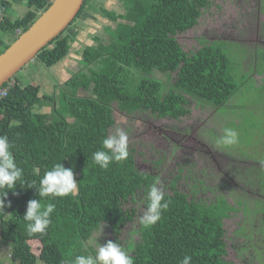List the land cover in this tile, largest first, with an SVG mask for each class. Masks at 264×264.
<instances>
[{"label": "trees", "instance_id": "1", "mask_svg": "<svg viewBox=\"0 0 264 264\" xmlns=\"http://www.w3.org/2000/svg\"><path fill=\"white\" fill-rule=\"evenodd\" d=\"M121 1L122 13L97 6L100 15L115 23L105 27L108 42L93 36L94 44L81 50L83 69L65 81L56 94H40V85L23 83L16 75L13 85H2L9 87L0 97V136H7L13 145L11 151L23 169L25 183L18 182L8 192L5 202L9 206L0 211V255L2 242L9 245V259L0 258V264H73L77 255L95 256L97 251L89 240L102 224L118 235L133 220L134 207L125 209V202H141L146 210L152 176L137 170L133 150L127 149V158L112 162L107 170L93 160L113 124V102L122 111L150 110L158 117L179 120L190 113L191 101L223 112L236 97L240 102L228 109L237 111L238 117L253 114L245 109L252 105L246 99H254L255 91L264 85H253L252 69L243 72L239 56L229 52V43L210 41L194 52H185L177 41L178 33L197 24L210 0ZM22 3H26V12L12 19V6ZM88 3L84 1L72 23L41 49L34 61L50 67L68 54L77 34L73 23L91 17L86 11ZM50 4L51 0H0V30L11 35L9 42L0 40V53ZM251 66L253 71L264 72V49L257 51ZM153 72L166 75L168 83L155 78ZM80 89L89 95H79ZM46 107L48 112L40 111ZM247 122L237 124L242 132L252 125L251 120ZM255 125L254 129L259 128L255 143L264 148V128ZM261 155L264 150L246 158L255 160ZM57 163L71 167L78 175V191L65 197H40L27 185L38 188L45 172ZM248 169L264 188V168L249 165ZM217 196L205 203L175 188L165 193L169 206L160 220L147 228L138 223L139 239L132 243L130 255L134 264H180L185 255L191 256V264H232L225 258L223 219L236 208L223 194ZM32 199L55 205L44 235L27 231L23 215ZM237 203L247 223L244 221L236 234L246 240L241 250L253 255L256 246L264 244V205L258 203L251 211L246 202L242 207L240 200ZM257 219L262 224L255 227Z\"/></svg>", "mask_w": 264, "mask_h": 264}, {"label": "rangeland", "instance_id": "2", "mask_svg": "<svg viewBox=\"0 0 264 264\" xmlns=\"http://www.w3.org/2000/svg\"><path fill=\"white\" fill-rule=\"evenodd\" d=\"M264 0H210L208 8L202 10L197 24L191 29L178 33L177 41L185 52H194L206 42L224 41L229 43L231 50H236L238 54L240 48L248 50L249 57L243 61V72L252 69L251 78L253 85H264V72L253 71L252 56L257 48L264 49ZM101 5L108 10H119V0H89L86 11L91 15L87 19H78L74 25L78 28L79 40L77 50L80 51L84 45H91L92 36H99L107 40L103 29L105 25H113L107 18L102 17L97 12V6ZM12 19L22 17L27 10L26 3L12 6ZM11 35L0 30V40L9 42ZM206 39V40H203ZM80 42V43H79ZM237 48L234 47L236 44ZM74 47V46H73ZM76 49V47H74ZM251 54V55H250ZM72 60L63 64V75H53L61 63L52 67H44L38 61H31L15 75L23 83L33 82L40 84V93L54 92L56 86L62 84L72 72L80 70L82 67L78 63V58L72 56ZM256 61V59H255ZM56 66H58L56 68ZM53 75V76H52ZM153 76L168 83L167 76L159 72H153ZM249 87V85H246ZM242 96V95H241ZM240 96V97H241ZM264 87L255 91V98H247L248 104L245 109L250 112L237 116V111L230 110L232 104L240 102L236 97L227 103L223 112L210 106L200 105L194 101L190 102V113L179 120L170 118L159 119L148 116L146 113H135L125 115L116 110V104L112 105V115L115 118L114 126L109 130L113 135L117 130H122L127 135L128 147L134 150V157L137 169L141 172L150 173L156 177L154 185L161 188L164 193H171V183L177 179L176 189L184 192L189 198H194L200 202H213L218 194L226 196L227 203L236 208V211L229 213V217L223 220L225 230L226 259L232 264H249L247 256H242L236 252L237 246L246 240H241L243 236L237 235L238 227L242 224L245 215L239 211L240 206L237 201L247 199V194H251L245 186V181H241V176L230 181L229 184L225 173L227 168L242 170L253 164V161L264 162V158L248 159L246 156L255 155L264 150L262 145L256 144L259 128H264ZM256 99V100H255ZM258 105V106H257ZM48 107L42 108L41 112H48ZM249 118V119H248ZM248 121V125L240 130L239 122ZM247 122V123H248ZM232 123H234L232 125ZM248 123V124H249ZM251 126V127H249ZM254 126V127H252ZM230 128L238 133L242 138L237 139V143L231 146H221L218 139L224 135V129ZM253 128V129H250ZM250 129V130H248ZM253 135V137H252ZM258 138V137H257ZM233 150H230L231 148ZM237 149V150H236ZM262 156V155H261ZM162 159L161 162H158ZM246 160V161H245ZM223 165V166H222ZM264 175V171L262 172ZM257 178L254 174L252 175ZM240 181V182H239ZM247 193V194H245ZM251 197V196H250ZM125 209L134 207L135 218L128 222L121 229L118 235L110 232L106 224H102L91 236L89 244L98 251L99 245H104L111 240L121 246L128 254H131L132 243L138 241L137 233L138 221L145 212L141 202L132 204L131 201L123 204ZM254 208V207H253ZM246 213V212H244ZM117 237L116 239L114 238ZM260 242V241H259ZM258 242V243H259ZM256 246L253 251L257 257L261 251V245ZM1 260L9 259L7 245L2 243ZM246 246V245H245ZM263 260V259H262Z\"/></svg>", "mask_w": 264, "mask_h": 264}, {"label": "clouds", "instance_id": "3", "mask_svg": "<svg viewBox=\"0 0 264 264\" xmlns=\"http://www.w3.org/2000/svg\"><path fill=\"white\" fill-rule=\"evenodd\" d=\"M19 123V122H17ZM127 135L122 130H117L113 135L108 136L102 142V149L93 153V160L101 169L107 170L112 162L124 161L128 156ZM238 133L230 128L224 129V135L217 143L227 147L237 143ZM13 145L7 136H0V211L8 207L6 198L9 191L18 185L24 184L23 169L18 167L12 154ZM75 173L71 167H64L57 163L45 172L39 181V187L34 184L27 185L34 187L40 197H65L78 191V182L74 179ZM13 194L16 193L13 191ZM148 205L140 218L144 227L154 225L161 218V213L167 210L169 201L165 200L161 188L153 185L148 193ZM55 205L52 203L42 204L39 199H32L27 202L26 212L23 219L27 222L28 233L41 235L51 224V214ZM191 256L185 255L180 264H191ZM73 264H134V258L130 256L121 246L111 240L104 245H99L95 256L77 255Z\"/></svg>", "mask_w": 264, "mask_h": 264}, {"label": "water", "instance_id": "4", "mask_svg": "<svg viewBox=\"0 0 264 264\" xmlns=\"http://www.w3.org/2000/svg\"><path fill=\"white\" fill-rule=\"evenodd\" d=\"M85 0H51L28 29L0 53V87L33 61L38 52L59 36L76 18Z\"/></svg>", "mask_w": 264, "mask_h": 264}, {"label": "flooded vegetation", "instance_id": "5", "mask_svg": "<svg viewBox=\"0 0 264 264\" xmlns=\"http://www.w3.org/2000/svg\"><path fill=\"white\" fill-rule=\"evenodd\" d=\"M119 2H120V6H119V9H120V11L119 10H115L117 13H122L123 12V4H122V1L121 0H119ZM264 2V1H263ZM102 7H104V6H102ZM105 8V7H104ZM105 9H107V8H105ZM108 10V9H107ZM110 10V9H109ZM111 11H113V10H111ZM100 15V14H99ZM102 16V15H101ZM102 17H104V16H102ZM106 18V17H105ZM87 19V18H86ZM78 20V19H77ZM76 20V21H77ZM85 20V19H84ZM108 20V19H107ZM110 21V20H109ZM111 23H113V25H115V23L114 22H112V21H110ZM73 25H74V23H73ZM109 26H112V25H105L104 27H103V29H104V31H105V27H109ZM74 27H75V29H76V31H77V34L73 37V39L71 40V42H70V48H69V51H68V54L60 61V62H58V63H61L60 65H59V67L58 66H56V68L57 69H54V72H53V75H56V77H58L57 76V73H58V75H63V72H62V70L64 69V67H63V64H65V63H67L68 61H71L73 58H72V56H75V57H77L78 58V63L80 64V60H81V50H82V48L84 47V46H91V45H93V44H91V45H84L82 48H81V50L80 51H78L77 49V42H78V40H79V35H78V28H77V26H75L74 25ZM191 29V28H190ZM189 30V29H188ZM187 31V30H186ZM105 33H106V31H105ZM95 36H97V35H95ZM106 36H107V40H105L106 42H108V35H107V33H106ZM99 37V36H98ZM101 38V37H100ZM78 39V40H77ZM102 40H103V38H101ZM94 39H93V36H92V41H93ZM104 41V40H103ZM104 41V42H105ZM94 42V41H93ZM80 43V42H79ZM236 44V43H235ZM76 47V49L74 48V47ZM237 44L236 45H234V47L235 48H237ZM261 49H263V48H257L256 50H255V54L252 56V59H256V53H257V51L258 50H261ZM229 52H231V55L232 56H239V59H238V61L241 63V66H242V64H243V61L246 59V58H248L249 57V55H248V50H246L245 48H240V52L237 54L236 53V50L234 51V50H231L230 49V51ZM251 55V54H250ZM34 61V60H33ZM43 65V64H42ZM54 65H56V64H54ZM54 65H52V66H54ZM81 65V64H80ZM44 66V65H43ZM52 66H50V67H52ZM44 67H46V66H44ZM81 67H82V65H81ZM243 67V66H242ZM24 68V67H23ZM48 68V67H47ZM83 68H81L80 70H82ZM79 71V70H78ZM78 71H75V72H72L71 70H70V73H71V75L69 76V78H71L72 77V75L74 74V73H76V72H78ZM52 75V76H53ZM13 78V77H12ZM69 78H67L65 81H67ZM64 81V82H65ZM64 82L62 83V84H60L59 86H56V90L54 91V92H51L50 93V95H53V94H56L58 91H59V89L61 88V86L64 84ZM29 83H31V82H29ZM28 84V83H27ZM38 85H40V84H38ZM40 90H41V86H40ZM79 93V95H81V96H88L89 95V92L88 91H85V90H79L78 91ZM40 94H48V93H40ZM113 104H116V103H112L111 105H110V107H111V116H112V119H113V124L108 128V135H107V137L108 136H110V133H109V130L114 126V124H115V118L113 117V115H112V112H113V110H112V105ZM116 110L119 112V113H122V114H125V115H127V116H129V115H132V114H135V113H146L148 116H154V117H156V118H159V119H164V118H168V117H158L155 113H152L150 110H144V111H142V110H134V111H131V112H126V111H122V110H120L119 109V107H117V104H116ZM174 120V119H173ZM127 149H129V150H133L131 147H128ZM133 156H134V150H133ZM262 158H264V155H262L261 156ZM261 159V158H260ZM251 160H252V158H251ZM162 161V159H159L158 160V162H161ZM253 161V160H252ZM134 162H135V166H136V161H135V157H134ZM254 163L253 164H251V165H253V166H257V167H263L264 168V162H260V161H253ZM223 166V165H222ZM249 167V166H248ZM248 167H245L244 169H242V170H237V169H233V167H231V168H227V170L229 171L228 173H225V175H226V178H227V180H228V182H229V184H233V181H230L231 179L232 180H234V179H236V178H238L239 176H241V181L243 182V181H245V186H246V188H247V190L249 191V192H251V194H247V193H245V194H247V199H249V200H251L253 203H250V202H247L245 199H243V200H241V207H242V205H243V202H246L249 206V208L251 209V211H253L254 209H255V207L257 206V204L258 203H261L262 204V206L264 205V188H260L259 186H258V183L256 182V179L252 176L253 175V171L252 170H250L249 171V169H248ZM136 168H137V166H136ZM138 170V169H137ZM139 171V170H138ZM141 172V171H140ZM142 173H145V174H149V175H151L152 176V180H150L151 182H150V185H149V188H148V190H147V192H149L150 191V188L154 185V180H156V177L155 176H153L152 174H150V173H146V172H142ZM78 175H75L74 176V179L76 180V177H77ZM231 178V179H230ZM176 182H177V179H174V181H172V183H171V188H172V190H173V188H175L176 189ZM240 182V181H239ZM174 183V184H173ZM76 193V192H75ZM172 193V192H171ZM165 194V193H164ZM167 194H169V193H167ZM251 196V197H250ZM226 197V196H225ZM227 199V198H226ZM136 203H138V202H136ZM135 203V204H136ZM142 204V203H141ZM143 206V205H142ZM254 207V208H253ZM131 208V207H130ZM132 209V208H131ZM241 213H242V215H244L243 214V211L242 210H239ZM263 212H262V216L264 217V210H262ZM134 212H135V209H134ZM232 212V211H231ZM230 212V213H231ZM136 213V212H135ZM229 217V216H228ZM228 217H226V218H228ZM135 218V215H134V217H133V219ZM226 218H224V219H226ZM223 219V220H224ZM133 221V220H132ZM140 221V220H139ZM139 221H138V223H139ZM246 222L247 223V219L245 220V219H243V222ZM131 222V221H130ZM243 222H242V224H243ZM244 224V227H246L247 226V224ZM241 224V225H242ZM262 223H261V221L259 220V219H257L255 222H254V224H253V226H260ZM126 225V224H125ZM241 225L238 227V228H240L241 227ZM124 227V226H123ZM122 227V228H123ZM121 228V229H122ZM137 228H138V225H137ZM121 231V230H120ZM114 238L116 239L117 237H115L114 236ZM224 240H225V236H224ZM241 240H243V238L241 239ZM3 243V242H2ZM4 244H6L7 245V248H9V245L7 244V243H4ZM241 247H245V245H243V244H241V245H239V246H237L236 247V249L238 250V251H236V252H239V253H241L242 254V256H247V261H248V263L249 264H264V249H261V251H262V253H261V255H259L258 257L255 255V254H253V255H247V253H246V251H244V250H241ZM129 255H131V254H129ZM263 259V260H262ZM231 262V261H230ZM232 263V262H231Z\"/></svg>", "mask_w": 264, "mask_h": 264}, {"label": "built area", "instance_id": "6", "mask_svg": "<svg viewBox=\"0 0 264 264\" xmlns=\"http://www.w3.org/2000/svg\"><path fill=\"white\" fill-rule=\"evenodd\" d=\"M6 83V82H5ZM7 83L9 84V85H13L14 84V80L12 79V78H10L8 81H7ZM9 86H6V88L5 87H0V97H2L4 94H5V91L7 90V88H8Z\"/></svg>", "mask_w": 264, "mask_h": 264}]
</instances>
